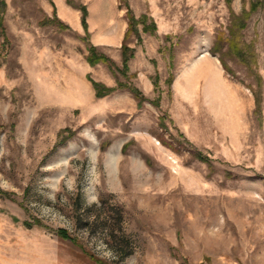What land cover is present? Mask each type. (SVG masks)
<instances>
[{"label":"rangeland","instance_id":"1","mask_svg":"<svg viewBox=\"0 0 264 264\" xmlns=\"http://www.w3.org/2000/svg\"><path fill=\"white\" fill-rule=\"evenodd\" d=\"M0 190V264H264V0H5Z\"/></svg>","mask_w":264,"mask_h":264},{"label":"trees","instance_id":"2","mask_svg":"<svg viewBox=\"0 0 264 264\" xmlns=\"http://www.w3.org/2000/svg\"><path fill=\"white\" fill-rule=\"evenodd\" d=\"M4 5H5V0H0V10L1 9L3 10ZM78 8L81 11V24H82L84 30L87 31V21H86L87 8L85 5H81ZM127 17H128V28H127V31L125 33L123 43L121 46L124 71H126L128 69V61L133 56V50L127 45V41L129 39L130 35L136 31V23L138 21L131 14V11L128 7H127ZM145 18H146L145 16L140 18L141 22H144ZM226 39H227V37L225 36V34L223 32H221L220 35H218L216 38L214 48L211 50L213 55L219 56V60L221 61V63L223 64L225 69H226V64H225L224 58L221 55V52L223 50L224 43H225ZM87 61L92 66H96L100 63H107L110 66V68L112 69L111 59L108 58L107 56H105L104 54H98L96 51V47L93 45H91L89 48V54L87 56ZM88 80L92 83L94 90H95V96L97 98H103V97L113 93L117 89L116 87L106 86L105 84H103L101 82H97V81L91 79L90 77H88ZM171 81H172V78L168 79V83H170ZM128 89L133 94V96L137 99L139 106H142L143 97L141 95V92L135 87H130V88L128 87ZM160 122H161L160 126L165 127L164 118L161 117ZM159 140L161 141V143L163 145L170 147L176 151H179L183 147V144L179 141L176 143V145H174L173 143H170L169 141H167L166 139H164L162 137H159ZM188 151H189V153H191L195 158L199 159L200 161L210 163V159L207 156L203 155L202 153H200L196 150H190V149ZM1 192L2 191L0 190V193ZM57 234L60 237L66 239V240H69L74 244L79 243L78 239L75 236L71 235L68 232V230H66V229H63V228L58 229ZM85 252L88 253V251H86V250H85ZM88 256L96 264H107L106 262L95 257L91 253H88Z\"/></svg>","mask_w":264,"mask_h":264}]
</instances>
